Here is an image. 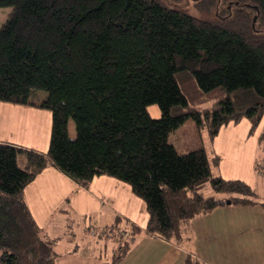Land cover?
I'll list each match as a JSON object with an SVG mask.
<instances>
[{"label":"trees","instance_id":"1","mask_svg":"<svg viewBox=\"0 0 264 264\" xmlns=\"http://www.w3.org/2000/svg\"><path fill=\"white\" fill-rule=\"evenodd\" d=\"M196 2L213 16L164 0H0L10 8L0 100L27 104L41 90L52 113L47 151L0 141V264H56L57 239L24 196L50 163L82 186L102 174L129 183L146 202L147 232L166 240L228 201L264 207L247 182L213 171L218 155L179 153L169 141L188 119L214 139L243 117L256 126L264 112V0ZM132 227L103 264L125 258L141 231ZM183 264L203 262L188 254Z\"/></svg>","mask_w":264,"mask_h":264},{"label":"crops","instance_id":"2","mask_svg":"<svg viewBox=\"0 0 264 264\" xmlns=\"http://www.w3.org/2000/svg\"><path fill=\"white\" fill-rule=\"evenodd\" d=\"M8 108H13L14 112H4ZM6 115L10 118L6 119ZM50 123L49 111L41 107L39 102L19 104L0 100V141L40 149L49 148ZM260 145V148L264 147V143ZM259 153L254 165L264 158V149ZM250 165L253 166V161ZM218 166L213 170L215 173L225 178L231 177L233 172ZM248 175L246 181L258 193L260 201H264V177ZM32 185L34 187L27 191V187ZM24 196L37 225L36 214L32 209L34 196L35 200L39 197L45 206L55 201L50 209L43 208L50 213V218L53 213H59L61 217L73 213L78 219H82V215L92 217L93 224L89 231L104 234L106 229L111 231L117 225L126 230L124 235L127 236L129 227H141L131 249L118 264H183L188 254L198 257L203 264H264V207L260 203L219 205L211 211L197 214L182 225L180 237L166 240L147 232L148 211L145 200L120 179L110 175H97L87 186H82L50 163L25 187ZM67 200L72 201L64 208ZM84 207L87 210L84 211ZM103 234L101 238H106ZM50 236L57 239L53 248L56 264H83L76 260L72 252L59 249V244L62 246V241L66 239L55 234ZM69 240L71 238L67 242ZM96 243L98 245L99 241ZM93 257L97 260L99 256ZM95 260L90 259L89 263L98 264Z\"/></svg>","mask_w":264,"mask_h":264},{"label":"rangeland","instance_id":"3","mask_svg":"<svg viewBox=\"0 0 264 264\" xmlns=\"http://www.w3.org/2000/svg\"><path fill=\"white\" fill-rule=\"evenodd\" d=\"M164 1L174 5H180L185 11L198 15L200 17H212L214 14V11H206L200 9L196 0ZM9 13V7L0 8V26ZM46 97L47 94L40 90L34 93L31 101L40 102ZM45 109L50 113L51 126L52 113L49 109ZM148 111L153 117L160 116V108L156 104L150 105L148 107ZM4 112L13 113L14 109L8 108L5 109ZM5 118L9 119L10 117L6 115ZM253 126L255 125H253L250 119L243 117L238 122L231 121L228 124L223 125L217 136L214 139H211L209 131L205 129H199L193 119H188L177 129L170 133L169 141L176 147L179 153H185L200 146L204 147L213 162H215L213 158L214 155L219 156V163L217 165L214 164L213 170H215L216 166L219 167L218 165H221V168H225L227 172H233L231 173L230 178L241 179L247 182L246 178L249 177L248 174L258 177L257 168L264 163V158H261L257 161V164L254 165L256 156H258V153L262 149H264V147L260 148V144L264 143V112L256 126L254 128ZM69 132L71 137H74L76 134L75 124L72 119L69 122ZM35 149L46 151L48 150V147H45L44 149ZM252 161L253 166L251 167L250 164ZM21 164L23 165L22 162ZM122 183H125L127 187H131L130 184L125 181H122ZM33 187V185L28 186L27 191L28 189ZM220 197L224 198V195H221ZM34 198L35 196L32 199V201L34 202L32 204V209L36 214L37 222L39 224L38 226L42 227L46 234L60 235L62 236V238L66 239L62 241V246L61 244H59V249H61L62 251L67 250V253L72 252V254L76 256V260H80L79 262L82 261L83 264H90V259L95 260L93 255L99 256L98 259L96 258L97 260H95L98 264L100 261L110 262L115 252L113 251V249L116 250L119 247L121 238L124 237L125 239H127L128 236L132 234V226L128 228L127 236L124 235L126 233V230H124L122 227H120V230L117 225L112 227L115 229H112L113 231H108L110 229H106V232H104V234L100 231H89V228L92 226L93 221L92 217L87 215H82V219H78L73 215V213L62 217L59 215V213H53V216L50 218V213L45 211L44 209H50L51 207H53L55 205V201H52L50 206H45L39 197H37L36 200ZM71 201L67 200L63 207L65 208L66 205L68 206ZM89 205L93 207L92 203H90ZM83 210H87L86 207H84ZM45 225H48L47 228ZM102 234L103 236L105 235L106 238H101ZM68 238H71V240L67 242ZM96 241H99L98 245Z\"/></svg>","mask_w":264,"mask_h":264},{"label":"built area","instance_id":"4","mask_svg":"<svg viewBox=\"0 0 264 264\" xmlns=\"http://www.w3.org/2000/svg\"><path fill=\"white\" fill-rule=\"evenodd\" d=\"M257 173L259 176L264 177V163L257 168Z\"/></svg>","mask_w":264,"mask_h":264},{"label":"water","instance_id":"5","mask_svg":"<svg viewBox=\"0 0 264 264\" xmlns=\"http://www.w3.org/2000/svg\"><path fill=\"white\" fill-rule=\"evenodd\" d=\"M255 8L258 9V7H255ZM256 19H257V15L254 16V18H253V22H255ZM228 203H230V201H228Z\"/></svg>","mask_w":264,"mask_h":264}]
</instances>
